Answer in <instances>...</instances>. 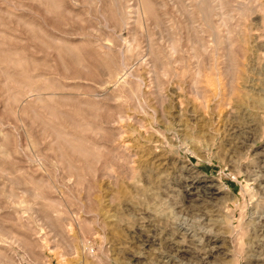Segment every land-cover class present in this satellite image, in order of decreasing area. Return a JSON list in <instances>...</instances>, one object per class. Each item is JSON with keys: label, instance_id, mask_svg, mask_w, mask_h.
I'll return each mask as SVG.
<instances>
[{"label": "rangeland", "instance_id": "obj_1", "mask_svg": "<svg viewBox=\"0 0 264 264\" xmlns=\"http://www.w3.org/2000/svg\"><path fill=\"white\" fill-rule=\"evenodd\" d=\"M0 264H264V0H0Z\"/></svg>", "mask_w": 264, "mask_h": 264}, {"label": "bare ground", "instance_id": "obj_2", "mask_svg": "<svg viewBox=\"0 0 264 264\" xmlns=\"http://www.w3.org/2000/svg\"><path fill=\"white\" fill-rule=\"evenodd\" d=\"M211 185L209 186V185L200 184V183L195 184L194 182H191V181L188 183L185 181L183 183H181L180 187L182 188V192L184 193L183 197L185 198V202H186V204H185L186 207L184 206L185 209L188 211L196 210V212L197 211L199 212V211H204V210L208 209L207 206L212 207L211 201L213 199H215L214 196L218 193V191L216 189V186L214 187ZM221 191H223V190H221ZM220 193H222V192H220ZM201 213H203V212H201ZM142 241L144 243H147V242L149 243V241L147 240V237H146V239L145 238L142 239ZM151 241H150V243H151ZM182 252L186 254L187 250L181 251V253Z\"/></svg>", "mask_w": 264, "mask_h": 264}]
</instances>
